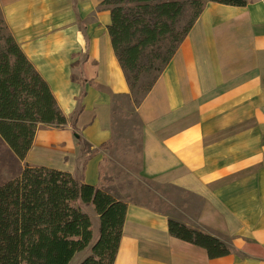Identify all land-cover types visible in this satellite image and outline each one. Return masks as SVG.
Listing matches in <instances>:
<instances>
[{"label": "crops", "instance_id": "1", "mask_svg": "<svg viewBox=\"0 0 264 264\" xmlns=\"http://www.w3.org/2000/svg\"><path fill=\"white\" fill-rule=\"evenodd\" d=\"M101 3L0 0L9 34L67 119L63 129L36 132L24 163L68 172L89 186L102 181L113 97L130 94ZM134 113L142 176L180 195L163 212L106 191L127 204L113 264H264V0L244 7L206 0ZM169 220L233 252L209 259L206 250L171 236Z\"/></svg>", "mask_w": 264, "mask_h": 264}, {"label": "trees", "instance_id": "2", "mask_svg": "<svg viewBox=\"0 0 264 264\" xmlns=\"http://www.w3.org/2000/svg\"><path fill=\"white\" fill-rule=\"evenodd\" d=\"M207 1L244 7L249 0ZM205 2L102 0L101 5L110 12L107 30L118 63L124 73H135L130 91L139 82L142 69H148L140 63L145 51L165 40L171 41L172 46L162 59L161 74L192 29ZM188 4L192 17L178 30L177 24ZM3 27L0 23V41L4 42L0 53V141L17 161L24 162L36 132L41 128L63 129L67 119L58 109L49 86L14 38L2 34ZM158 77L145 89V95ZM74 137L79 143L80 138L76 134ZM106 147L103 144L101 149ZM102 165L103 161L99 166L100 181ZM77 202L91 207L98 217L95 242L92 222ZM126 210L127 204L105 192L101 185L80 183L68 172L25 165L17 177L0 184V264H69L86 249L89 253L79 264H113ZM168 231L171 236L206 250L209 259L233 252L219 239L172 220L168 221Z\"/></svg>", "mask_w": 264, "mask_h": 264}, {"label": "rangeland", "instance_id": "3", "mask_svg": "<svg viewBox=\"0 0 264 264\" xmlns=\"http://www.w3.org/2000/svg\"><path fill=\"white\" fill-rule=\"evenodd\" d=\"M192 13L190 5H186L184 8V15L176 27L178 30H181L182 27L190 21ZM0 23L4 26L2 34L8 36L9 32L3 24L1 12ZM171 46V41L165 40L161 42L159 46L145 51L140 63L148 69L147 71L142 69L143 73L139 75V82L136 84V87L130 91L129 96L113 97V136L110 144L108 143L107 147L102 150L104 158L102 165V181L100 184L105 192H111L123 201L146 205L163 212L171 209V202L175 200L180 193L172 187L157 185L142 176L139 135L140 123L134 113V109L143 99L145 89L160 74L164 66L162 59ZM3 48L4 42L1 40L0 53ZM124 74L129 85L131 83V77H133L135 73ZM72 119H74V117ZM82 147H84V145L81 146V149ZM86 151L91 154L93 153L87 146ZM33 163L36 164L37 162L33 161ZM60 164L61 163L58 164V167H60ZM25 165L30 166V164L17 161L0 141V184L17 177ZM77 206L94 223L95 229L97 218L91 211L92 208L84 206L80 202H77ZM94 240L96 241V239ZM88 253L89 251L76 254L70 264L81 263Z\"/></svg>", "mask_w": 264, "mask_h": 264}]
</instances>
